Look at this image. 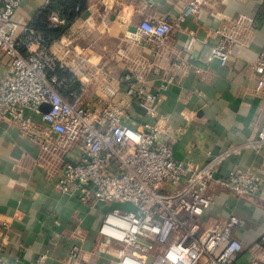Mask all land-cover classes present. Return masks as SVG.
<instances>
[{
	"label": "crops",
	"instance_id": "crops-1",
	"mask_svg": "<svg viewBox=\"0 0 264 264\" xmlns=\"http://www.w3.org/2000/svg\"><path fill=\"white\" fill-rule=\"evenodd\" d=\"M191 1L200 11L190 15L161 42L144 36V20L173 21ZM49 0H23L16 19L30 23ZM239 23L240 43L226 65L212 56L215 30ZM51 52L73 77V89L86 84L84 103L99 109L105 86L125 96L119 76L128 69L145 73L157 94L154 115L130 99L128 115L167 129L178 160L204 166L228 153L217 177L250 169L262 190L244 199L212 184L215 201L201 220L213 228L231 213L242 219L244 250L240 264L264 257V144H252L264 128V91L257 86L255 64L264 53V0H88L87 9L51 44ZM10 64L0 51V82ZM157 68L159 73L152 71ZM38 130L25 132L0 118V255L1 264H107V240L99 233L104 206L63 193L62 150L57 135L37 119ZM60 131V129H58ZM57 130V131H58ZM68 158H66L67 160ZM80 225L85 242L77 259L70 256Z\"/></svg>",
	"mask_w": 264,
	"mask_h": 264
},
{
	"label": "built area",
	"instance_id": "built-area-1",
	"mask_svg": "<svg viewBox=\"0 0 264 264\" xmlns=\"http://www.w3.org/2000/svg\"><path fill=\"white\" fill-rule=\"evenodd\" d=\"M22 2L0 0V51L10 58L0 82V118L29 134L38 130L37 119L59 132L57 145L65 159L59 180L63 193H76L82 202L104 207L115 202L134 204L135 210L103 214L99 233L108 242L103 251L107 264H240L241 217L231 213L211 229L201 218L215 201L212 184L249 199L262 190L260 179L250 169L217 177L218 164L228 153L196 167L190 159L175 158L173 143L164 137L167 129L150 122L134 126L127 109L130 99L152 115L158 100L141 71L128 69L119 76L126 85L125 96L116 98L117 90L106 85L99 109L87 106L86 84L73 89L72 79L60 77L57 73L64 67L51 52V44L30 23L16 19ZM199 11L191 1L173 21L146 19L140 31L161 42ZM52 21L53 26L65 23L58 13ZM241 28L235 22L215 30L212 56L221 65L227 64L232 46L240 43ZM152 71L159 73L157 68ZM255 72L258 89L264 91V53ZM252 144H264V128ZM79 226L74 230L72 259L81 255L86 240ZM261 239L264 243V233ZM247 264H264V257Z\"/></svg>",
	"mask_w": 264,
	"mask_h": 264
},
{
	"label": "trees",
	"instance_id": "trees-1",
	"mask_svg": "<svg viewBox=\"0 0 264 264\" xmlns=\"http://www.w3.org/2000/svg\"><path fill=\"white\" fill-rule=\"evenodd\" d=\"M87 7L88 0H49L30 24L45 37L49 44H52L67 32L69 27ZM56 13L65 19L64 24L53 26L52 16ZM57 74L60 77L72 79L73 83V77L67 71L59 70Z\"/></svg>",
	"mask_w": 264,
	"mask_h": 264
},
{
	"label": "water",
	"instance_id": "water-1",
	"mask_svg": "<svg viewBox=\"0 0 264 264\" xmlns=\"http://www.w3.org/2000/svg\"><path fill=\"white\" fill-rule=\"evenodd\" d=\"M49 106L48 105H43L42 109L43 110H48ZM114 209H119V210H124V211H131V210H135L136 207L134 206V204L130 203V202H115L112 203L111 205H107L104 207L103 211L107 212V211H111Z\"/></svg>",
	"mask_w": 264,
	"mask_h": 264
}]
</instances>
